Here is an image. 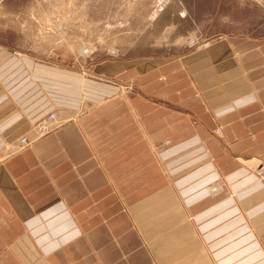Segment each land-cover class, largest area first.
Segmentation results:
<instances>
[{
  "label": "crops",
  "instance_id": "obj_1",
  "mask_svg": "<svg viewBox=\"0 0 264 264\" xmlns=\"http://www.w3.org/2000/svg\"><path fill=\"white\" fill-rule=\"evenodd\" d=\"M69 73L0 44V264H264V181L248 164L264 165V67L262 93L221 100L223 131L236 134L230 154L205 158L204 173L190 158L141 176L143 163L119 157L116 129L80 118L90 104L72 111L47 96L69 80L83 91ZM46 104L60 123L43 137L34 128ZM142 134L134 141L146 149Z\"/></svg>",
  "mask_w": 264,
  "mask_h": 264
},
{
  "label": "rangeland",
  "instance_id": "obj_2",
  "mask_svg": "<svg viewBox=\"0 0 264 264\" xmlns=\"http://www.w3.org/2000/svg\"><path fill=\"white\" fill-rule=\"evenodd\" d=\"M0 44L82 76L83 91L69 80L46 86L47 96L72 111L90 104L80 118L116 129L119 157L143 163L137 175H169L190 158L192 172L204 173L205 158L230 154L236 138L223 131L231 116L221 100L262 93L264 0H0ZM58 112L49 104L39 112L47 114L34 128L39 136L58 129ZM141 131L146 149L134 141ZM26 133L17 138L24 147ZM248 164L264 181L262 162Z\"/></svg>",
  "mask_w": 264,
  "mask_h": 264
},
{
  "label": "bare ground",
  "instance_id": "obj_3",
  "mask_svg": "<svg viewBox=\"0 0 264 264\" xmlns=\"http://www.w3.org/2000/svg\"><path fill=\"white\" fill-rule=\"evenodd\" d=\"M52 120L55 121L54 118H53ZM52 120H51V121H52ZM55 123H56V122H55ZM57 123H58V122H57ZM48 124H49V123H48ZM55 125H56V124H55ZM51 126H52V125H51ZM47 128H48V127H47ZM43 129H45V125L43 126Z\"/></svg>",
  "mask_w": 264,
  "mask_h": 264
}]
</instances>
